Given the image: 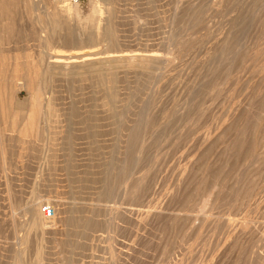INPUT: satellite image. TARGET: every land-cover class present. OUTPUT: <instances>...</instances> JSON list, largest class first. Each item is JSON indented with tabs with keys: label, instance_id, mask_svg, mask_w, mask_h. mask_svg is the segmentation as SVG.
Here are the masks:
<instances>
[{
	"label": "rangeland",
	"instance_id": "374dc122",
	"mask_svg": "<svg viewBox=\"0 0 264 264\" xmlns=\"http://www.w3.org/2000/svg\"><path fill=\"white\" fill-rule=\"evenodd\" d=\"M0 58V264H264V0H0Z\"/></svg>",
	"mask_w": 264,
	"mask_h": 264
},
{
	"label": "bare ground",
	"instance_id": "6f19581e",
	"mask_svg": "<svg viewBox=\"0 0 264 264\" xmlns=\"http://www.w3.org/2000/svg\"><path fill=\"white\" fill-rule=\"evenodd\" d=\"M61 2H59V1H57L56 0V4H60ZM49 50H50V46H49ZM51 54V53H50ZM0 61H1V58H0ZM1 63V62H0ZM3 63H5L4 61H3ZM18 63V62H17ZM14 68V67H13ZM9 69H10V67H9ZM13 70V69H12ZM20 69H16L15 71H14V73H13V77L10 79V81L11 82H13V81H15L16 80V76H18V75H20V71H19ZM24 72V71H23ZM9 73H10V71H9ZM8 73V74H9ZM22 73V72H21ZM11 74H12V72H11ZM10 74V75H11ZM34 74H36V72H33V75ZM78 74V73H77ZM70 75V74H69ZM68 75V76H69ZM30 77V76H29ZM29 79V78H28ZM4 80H6L5 78H4ZM36 80V79H35ZM30 81H32L33 82V79L31 80L30 79ZM29 81V82H30ZM13 83H15V82H13ZM35 83H36V81H35ZM32 85V84H31ZM32 89V88H31ZM40 92V91H39ZM38 94V93H37ZM37 94H36V96H37ZM7 95V94H6ZM35 96V97H36ZM39 96V95H38ZM42 97V96H41ZM38 98V97H37ZM36 98V99H37ZM39 99V98H38ZM39 102V101H38ZM49 105H50V103H49ZM38 106V105H37ZM40 107V106H39ZM41 108V107H40ZM2 110V109H1ZM38 110V109H37ZM41 111V110H40ZM38 113H39V111H38ZM44 113V112H43ZM40 115V114H39ZM32 116V115H31ZM35 116V115H34ZM33 118H35V117H33ZM38 118H39V116H38ZM35 125V124H34ZM62 211V209H57L56 208V212H58V211ZM31 213H32V222L31 223H29L28 224V232H29V234H31L32 232H41L42 233V235H47V234H51V231L53 230V228L55 227V222H56V216H55V218L52 220V221H46L45 219H44V217H43V215H42V213H41V211H40V209H38L37 208V206H32L31 207ZM56 215H57V213H56ZM185 216V215H184ZM31 220V219H30ZM245 225H247V224H245ZM249 228V227H248ZM246 229V228H245ZM32 235V234H31ZM27 238V237H26ZM29 239V238H28ZM24 241H25V239H23ZM29 241V240H28ZM27 242V241H26ZM26 242H24V243H26ZM41 250V249H40ZM41 253V252H40ZM37 254H38V250H37ZM19 260V259H18Z\"/></svg>",
	"mask_w": 264,
	"mask_h": 264
},
{
	"label": "built area",
	"instance_id": "2783aa9c",
	"mask_svg": "<svg viewBox=\"0 0 264 264\" xmlns=\"http://www.w3.org/2000/svg\"><path fill=\"white\" fill-rule=\"evenodd\" d=\"M58 1L64 4L79 5L82 2H86L89 0H58ZM40 211L46 221H52L56 216L55 208L49 204L42 205Z\"/></svg>",
	"mask_w": 264,
	"mask_h": 264
}]
</instances>
